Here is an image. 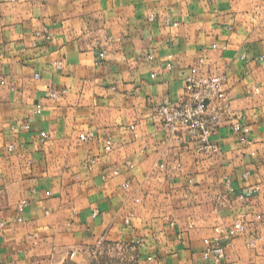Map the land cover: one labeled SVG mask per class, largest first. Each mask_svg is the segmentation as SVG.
<instances>
[{"label":"crops","instance_id":"0c3cea01","mask_svg":"<svg viewBox=\"0 0 264 264\" xmlns=\"http://www.w3.org/2000/svg\"><path fill=\"white\" fill-rule=\"evenodd\" d=\"M263 57L264 0H0V264H264ZM194 69L211 150L158 115Z\"/></svg>","mask_w":264,"mask_h":264},{"label":"built area","instance_id":"2783aa9c","mask_svg":"<svg viewBox=\"0 0 264 264\" xmlns=\"http://www.w3.org/2000/svg\"><path fill=\"white\" fill-rule=\"evenodd\" d=\"M105 56L106 52L102 51L100 53L101 60ZM1 83H4V81H1ZM226 83L227 77L223 74L199 72L194 69L186 77L183 102L173 106L161 105L158 108V115L173 135L178 130L184 129L202 148L211 150L213 146L210 137L219 127L222 122L221 115L228 107ZM232 126L235 132L241 134V141L248 143L249 128L242 125L240 121L235 122ZM26 128H29V125ZM41 137L43 139L47 138V133L41 132ZM82 139H85V137H82ZM9 148L13 149L14 146L11 145ZM177 167H180V165H177ZM113 173L117 175L118 171L114 170ZM123 186L129 188L130 184L126 182ZM228 186L231 187L230 180ZM26 205L27 201H23L20 204V210H24ZM126 222L130 223V219H127ZM241 227L242 222L237 221L229 229V235L233 237L240 231ZM262 238L264 239V237ZM205 244L206 247L203 253L205 259H213L216 263H220L226 257V247L221 238L220 227L214 228V236L206 238Z\"/></svg>","mask_w":264,"mask_h":264},{"label":"rangeland","instance_id":"374dc122","mask_svg":"<svg viewBox=\"0 0 264 264\" xmlns=\"http://www.w3.org/2000/svg\"><path fill=\"white\" fill-rule=\"evenodd\" d=\"M110 259H112L111 262H113V264H136L134 260L130 261L123 256H112Z\"/></svg>","mask_w":264,"mask_h":264}]
</instances>
